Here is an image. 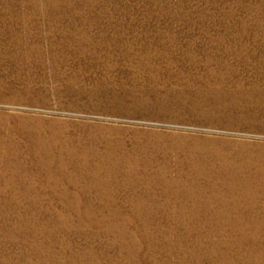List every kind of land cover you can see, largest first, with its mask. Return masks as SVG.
Masks as SVG:
<instances>
[{
    "label": "rangeland",
    "instance_id": "374dc122",
    "mask_svg": "<svg viewBox=\"0 0 264 264\" xmlns=\"http://www.w3.org/2000/svg\"><path fill=\"white\" fill-rule=\"evenodd\" d=\"M0 264H264V0H0Z\"/></svg>",
    "mask_w": 264,
    "mask_h": 264
}]
</instances>
